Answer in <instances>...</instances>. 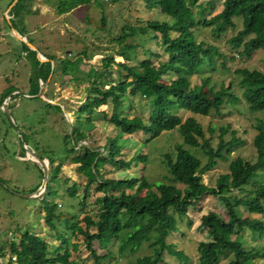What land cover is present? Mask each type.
I'll return each instance as SVG.
<instances>
[{
  "label": "trees",
  "instance_id": "16d2710c",
  "mask_svg": "<svg viewBox=\"0 0 264 264\" xmlns=\"http://www.w3.org/2000/svg\"><path fill=\"white\" fill-rule=\"evenodd\" d=\"M144 1L147 7H157L159 13L166 17L162 19L146 17L141 23L128 26L127 28L132 30L128 35L132 38L136 31L145 33L151 30L153 35L157 34L159 37L158 43L166 53L165 59L157 60L155 66H152L150 56L157 53L149 47H144V51L149 55L138 59L136 66L115 61L112 55H107L104 58L107 61L105 65L115 62L117 66L126 69L125 73L117 70V76L119 73L117 79L109 76V70L104 73L105 67L99 71L90 67L85 72L90 80L86 89L93 93L87 95L85 100L77 105L75 119L69 123V130L62 135L64 142L71 141L67 150L74 153L68 157V161L77 163L75 170L84 175L86 186L93 180L95 190L101 191L95 217L85 214L82 217L84 225L80 226L78 221L73 219L71 212L56 209V201L48 198L49 194H46L50 180L48 178L45 192L39 198L44 210L43 216L51 225L53 219L62 220L63 227L70 230L72 235L81 233V242L89 248L94 264H103L101 258L113 255L111 250H106L102 254L95 253L92 247L93 239L105 238L117 239L118 256L124 258L126 254L129 255L125 264H157L158 261H163V249L176 254L181 261L180 264H187V255L181 250H174L171 243L165 241L166 236L177 229L176 218L185 213L187 205H193L201 196L209 194L221 201L226 209V218L211 209L200 216V224L205 228L207 237L197 241V264H217L219 256L227 254L230 257L222 264H243V259L255 256L264 258V245H245L239 232L241 227L246 226L259 238L264 237V220L257 216L241 217L237 210V206L241 205L250 212L264 215V118L255 117L257 131L252 136L255 159L249 160L238 154L228 157L229 151L242 140L235 135L234 130H231L228 139L221 137L227 129V123L219 124V139L212 145L209 133L213 131V124L207 125L206 135L201 123L194 116L207 115L211 111L219 112L223 96L225 101L242 98L248 113L259 111L264 114V73L258 69L238 67L233 70L238 74L235 83L240 90L239 96L232 90L231 81L226 85L219 83L216 89L211 85L205 88L204 85L210 80L207 71H215L216 63L224 68L225 55L213 43L196 41L194 33V29L196 30L199 25L212 24L211 29L217 36L226 26L233 27L239 20L236 32L227 38L226 43L229 44L230 50L245 51L249 55L264 46V0H222L220 10L208 19H202L200 15L194 14L192 4L196 0ZM89 2L90 0H55L53 3L56 12L62 13L72 6ZM28 4L29 0H13L8 7L10 18L7 23L21 35H25L23 17L30 11ZM85 17L88 18V15ZM99 20L103 22L102 14ZM173 32L175 34H172ZM126 36L120 33L115 39L122 41ZM28 41L32 42L29 38ZM20 46L18 55L23 57L28 71L27 89L24 91L26 94L38 91L40 79L46 84L43 94L47 96L45 92L47 90L49 93L50 83L53 84L56 78H61L67 73L74 75L78 70L77 62L80 56L60 58L38 48H30L23 40H20ZM133 46H135L133 43H123L117 52L122 59L128 60L129 56L123 48ZM36 50L41 51L47 59L39 60ZM79 52L82 57L86 56L84 50ZM217 57H220L219 61ZM229 57L232 58L231 55ZM191 73L199 75L200 87H193L195 84H190ZM162 74L169 76L167 80L161 79ZM104 84L107 86L104 87ZM127 87L129 94L139 93L147 98L150 113L144 123L126 122L116 113L121 102L119 94ZM17 88L15 84L8 83L0 91V103L7 94L10 99L19 95V90L11 93ZM107 98L111 103L107 120L117 129V136L123 132L141 130L147 134L146 139H149L157 136L162 130L177 131L180 140L172 144V151L163 153L161 160L166 170L162 173L164 180L149 182L145 176L133 174L118 178L103 177L99 169L104 163L119 167H126L129 164L128 159L117 157L122 152L115 136L108 137L101 147L89 144L84 145L82 150L75 148L76 141L84 139L88 134L86 130L89 128L83 121L91 120L92 114L97 111L96 106ZM44 105H53L59 109V103L46 101ZM182 111L187 113L184 118L180 115ZM79 119H82V124ZM71 131L74 133L73 136ZM20 149L23 155L24 148L20 146ZM196 149L204 155V161L195 154ZM44 151L47 153L44 154ZM53 153L55 152L44 149L38 154L47 158L48 172L51 174ZM133 157L144 161L146 154L139 153ZM227 158H229L227 171L218 174L213 186L202 181L203 172L212 168L218 160L223 161ZM37 168L39 177H42L41 167L38 165ZM53 176L52 174L50 178ZM65 180L66 178H63V182ZM249 183L251 187H247ZM77 188L78 183L73 181L66 190L70 195H74ZM233 188L239 195L233 192ZM88 226H93L94 230L90 231ZM57 235L63 243L62 253H57L61 244L48 249V241L29 231L22 232L18 242L10 239L9 249L18 264H75L68 256L72 250H76L78 241H69L64 235ZM146 240L151 253L131 256V253ZM8 260L11 261V255Z\"/></svg>",
  "mask_w": 264,
  "mask_h": 264
},
{
  "label": "rangeland",
  "instance_id": "374dc122",
  "mask_svg": "<svg viewBox=\"0 0 264 264\" xmlns=\"http://www.w3.org/2000/svg\"><path fill=\"white\" fill-rule=\"evenodd\" d=\"M8 1L0 0V91L8 83H13L18 88L12 90L11 93L19 90L20 94L12 99L9 98V94L3 97L2 101L6 103V110L3 109L5 106L2 101L0 103V179L2 180L0 182V249L2 250L0 251V264H18L14 254L10 252L9 241L13 239L18 242L24 231L37 234L48 241V249L61 244L57 253H62L64 249L57 234L64 235L69 241L77 240L79 244L76 250L70 252L68 258L75 264H94L89 248L81 242V233L72 235L70 230H65L62 220L53 219L54 222L51 225L44 218V210L39 200L45 192L42 181L43 174L42 177H39L37 168L39 163L26 151V148L32 149L37 155L44 149L55 152L52 154L51 165L54 175L52 179L50 178L51 172H48V160L46 157L43 159L47 160L46 179H50L46 194H49L48 198L56 201V209L71 212L73 219L78 221L80 226L84 225L82 217L85 214L95 217V212L98 209L97 200L101 191L95 190L93 180L89 181L86 186L84 175L75 170L77 163L68 161V157L74 153L67 150L71 141L64 142L62 135L69 130V123L74 121L77 105L84 101L87 95L93 93L86 89L90 80L85 72L90 67L98 71L105 67L104 73L109 70V76L117 79L119 76V73L117 76V70L125 73L126 69L120 65L117 66L115 62L105 65L107 61L104 58L107 55H112L115 61H123L127 65L136 66L138 59L149 55L144 51V47H149L157 53V55L150 56L152 66H155L157 60L165 59L166 53L159 46L157 34L153 35L151 30L145 33L136 31L134 37L131 38L128 34H131L132 30L127 27L141 23L146 17L162 19L166 16L159 13L157 7H147L144 0H90L89 4H77L62 13L56 12L53 3L55 0H29L28 9L30 11L23 17L25 35L19 34L27 41L28 38L31 39V45L42 52L54 54L60 58L81 57L77 62L76 74L67 73L61 78H56L53 84L50 83L49 93L46 90L47 96L43 94V97H40L35 93H24L27 89L28 71L23 57L18 55L21 50L20 39L12 33L11 26L7 23L10 18L8 7L13 0L10 3ZM221 1L196 0L192 4V9L195 15H200L202 19H208L220 10ZM101 14L103 22L99 20ZM86 15L88 18L85 17ZM238 23L239 20L233 27L226 26L217 36L211 29L212 24H201L198 26L199 29L198 27L196 30L194 29L196 41L204 40L213 43L225 55L226 66L224 68L216 63L215 71H207L210 80L208 84L204 85L205 88H209L211 85L213 89H216L219 83L226 85L231 81V88L237 96L240 95V90L235 83L238 79V74L233 71L235 68H255L264 73V46L247 55L245 51L230 50L229 44L226 43L227 38L236 32ZM120 33L127 35L122 41L115 39ZM126 42L135 44L133 47L123 48L129 56L128 60L122 59V56L117 52ZM39 50L37 51L42 56L43 53ZM80 50H84L86 56L82 57ZM230 55L232 58L229 57ZM216 59L219 61L220 57ZM168 77V75L162 74L161 79L165 81ZM128 78L129 76L126 79ZM189 82L195 84L193 87H200L199 75L191 73ZM39 83H42L40 79ZM105 86L107 84H104ZM119 95L121 102L116 113L121 119L126 122L138 123L147 121L150 105L146 97L139 93L129 94L128 87ZM223 99L219 112L211 111L207 115H194L196 120L201 123L206 135L208 134L207 125L213 124V131L209 133L212 145L219 139V124L227 123V129L221 134V137L228 139L231 130H234L235 135L242 140L229 151L228 157L238 154L249 160L255 159V148L252 144V136L257 131L255 117L264 118V114L259 111L248 113L242 98L225 101V96H223ZM46 101L59 103V109L53 105H44ZM96 110L92 114L91 120L83 121L84 125L89 128L86 130L88 134L84 139L76 141L75 148L82 150L84 145L89 144L101 147L108 137L115 136L122 152L117 157L129 160L126 167L104 163L99 169L103 177L118 178L133 174L143 175L149 182L157 179L164 180L162 173L166 170L161 160L163 153L172 151V144L180 140L177 131L162 130L157 136L149 139H146L147 134L141 130L130 133L123 132L117 136V129L107 120L111 111L110 100L107 98L97 105ZM186 114V111L180 112L182 118ZM79 121L82 124V119ZM70 133L72 136L74 135L72 131ZM20 146L24 148L23 155H21ZM194 151L196 155L200 156L201 161L205 160L199 149ZM46 153L44 151V154ZM139 153L146 154L144 161L133 157ZM228 160L229 158L223 161L218 160L212 168L203 172L202 181L213 186L218 174L227 171ZM63 178H66L65 182H63ZM73 181L78 183V188L74 195H70L66 187L70 186ZM35 185L37 186L35 187ZM251 186V183L247 185V187ZM30 190L32 191L29 193ZM233 192H236L234 188ZM236 193L238 194V192ZM210 209L221 213L226 218V209L221 201L213 195L204 194L193 205L186 206L185 213L176 218L177 229L169 232L166 236L165 241L171 243L174 250H181L187 255V264L198 263L197 241L207 237L205 228L201 227L200 216ZM237 210L241 217L257 216L264 220V215L250 212L241 205L237 206ZM88 228L90 231L94 230L93 226H88ZM239 232L245 245H264V237L259 238L256 233H251L246 226L241 227ZM147 242L148 240L142 242L131 253V256L151 253ZM91 244L95 253L102 254L106 250L113 252V255L101 258L103 264H125V261L128 260L129 255L127 256V254L124 258L118 256L117 239L115 238L93 239ZM9 255H11V261L8 260ZM162 257L163 261H158L157 264L181 263L176 254L170 253L166 249H163ZM219 257L217 264H222L230 255ZM261 262H264V258L256 256L242 260L243 264H259Z\"/></svg>",
  "mask_w": 264,
  "mask_h": 264
},
{
  "label": "water",
  "instance_id": "95a60500",
  "mask_svg": "<svg viewBox=\"0 0 264 264\" xmlns=\"http://www.w3.org/2000/svg\"><path fill=\"white\" fill-rule=\"evenodd\" d=\"M11 31L12 33L17 36L20 40H23L25 43H27V45L30 48H35L34 46L31 45V43L27 40H25L17 31L15 28L11 27ZM39 54V55H38ZM36 56L39 60H46L47 58L45 56H41V54L36 50ZM45 89V82H42L38 88V91L35 93V95L43 97V91ZM2 104L5 106L3 109L6 110V103L2 101ZM26 151L29 152L33 157H35L34 159H36L41 167L42 170V181H43V188H45L46 185V175H47V160L46 162L43 161V157L38 156L32 149H28L26 148ZM41 188V187H40ZM37 190V189H36ZM30 193V192H29ZM27 193V194H29Z\"/></svg>",
  "mask_w": 264,
  "mask_h": 264
},
{
  "label": "bare ground",
  "instance_id": "6f19581e",
  "mask_svg": "<svg viewBox=\"0 0 264 264\" xmlns=\"http://www.w3.org/2000/svg\"><path fill=\"white\" fill-rule=\"evenodd\" d=\"M44 162H46V159H43Z\"/></svg>",
  "mask_w": 264,
  "mask_h": 264
},
{
  "label": "crops",
  "instance_id": "0c3cea01",
  "mask_svg": "<svg viewBox=\"0 0 264 264\" xmlns=\"http://www.w3.org/2000/svg\"><path fill=\"white\" fill-rule=\"evenodd\" d=\"M0 239H1V237H0Z\"/></svg>",
  "mask_w": 264,
  "mask_h": 264
}]
</instances>
